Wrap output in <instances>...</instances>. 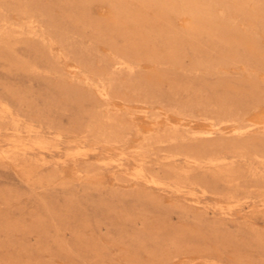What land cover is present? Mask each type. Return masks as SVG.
<instances>
[{
	"label": "rangeland",
	"instance_id": "obj_1",
	"mask_svg": "<svg viewBox=\"0 0 264 264\" xmlns=\"http://www.w3.org/2000/svg\"><path fill=\"white\" fill-rule=\"evenodd\" d=\"M0 264H264V0H0Z\"/></svg>",
	"mask_w": 264,
	"mask_h": 264
}]
</instances>
